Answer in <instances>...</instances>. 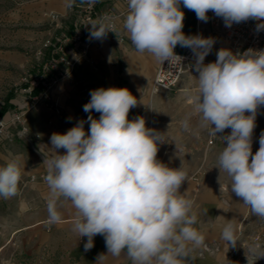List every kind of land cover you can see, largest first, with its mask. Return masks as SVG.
<instances>
[{
  "label": "clouds",
  "instance_id": "1",
  "mask_svg": "<svg viewBox=\"0 0 264 264\" xmlns=\"http://www.w3.org/2000/svg\"><path fill=\"white\" fill-rule=\"evenodd\" d=\"M181 3L201 22H208L212 11L226 27L249 19L258 21L256 31L260 32L264 30V0H127L123 22L137 52H147L161 64L183 60L174 52L177 45L191 49L195 57L191 67L198 77L194 86L182 90L191 105L182 126L193 131L190 120L197 116L199 128L193 133L197 136L199 129H210L212 136L231 129L219 137L225 146L217 168L230 177L229 191L254 216L264 219V131L258 150L252 152L258 109L264 106V49L233 53L221 48L215 62L205 64L215 39L183 33ZM90 26V39L103 40L108 32L114 33L105 19ZM138 103L141 100L127 88L91 90L90 100L83 106L89 114L87 121H77L64 134L54 132L51 147L41 146L49 188L46 223H63L58 211L62 198L74 209L72 231L87 237L85 251L94 246L95 236L104 237L107 254H99L96 264H102L107 255L119 257L121 253L132 264H184L205 241L194 227V201L180 192L188 174L182 165L171 168L157 159L159 145L168 142L165 132L146 127L143 116L128 119L130 109ZM93 111L100 113L98 119ZM85 123H89L87 133ZM20 179L19 157L0 166V197L16 195ZM221 236L233 249L241 246L230 220ZM245 257L247 264H256L264 258V244L250 245Z\"/></svg>",
  "mask_w": 264,
  "mask_h": 264
},
{
  "label": "crops",
  "instance_id": "2",
  "mask_svg": "<svg viewBox=\"0 0 264 264\" xmlns=\"http://www.w3.org/2000/svg\"><path fill=\"white\" fill-rule=\"evenodd\" d=\"M69 3L70 0H33L26 3L18 14L12 15V20H18L19 26L22 25V20L28 27L17 28V25H14L12 32L8 31V44L1 45L9 48L0 47V97L4 96L6 90L12 93L4 117L8 119L16 113H24L27 129L22 130V124L19 123L14 126L12 132L9 130L10 137L3 134L7 141L0 142V166L13 158L20 159L21 179L17 194L12 197L31 218L28 223L19 227V230L34 229L38 232L39 241L45 244L50 253L60 255L64 264H96L99 254H107L104 237L95 236L94 246L88 251L84 250L87 237L80 238L72 231L74 209L69 201L61 198L58 202V211L62 214L63 223H46L49 188L44 179L47 171L43 164L41 146L51 147L50 137L54 132L64 134L74 127L77 121H87L89 114L83 111V106L90 100V91L101 87L127 88L142 102L130 109L128 119L131 121L136 116H143L146 125L152 121L153 126L160 132L162 127L171 126L166 124L170 123V120L164 119L167 111L176 110L181 113L188 108L190 110V107L178 102L175 108L169 97V90H153L159 62L147 52H137L132 45L129 34L123 28L128 5L120 2L114 4L115 8L122 12L117 18L116 31L107 34L103 40L95 41L89 58L82 59L69 68L61 66L60 70L67 73L49 91V98L35 107H30L26 94L20 86L13 87V84L21 78L24 67L33 62L34 58L37 59L33 51L58 29V23H54L55 18L49 17L48 12L58 11L65 14L69 10ZM109 4L110 2H101L100 8L105 9ZM184 88L179 89L182 91ZM179 95L184 94L180 92ZM92 115L98 119L100 113L93 111ZM84 127L87 133L89 123H85ZM165 138L177 147L183 143L190 144L187 150L181 151L176 146L168 148L164 145L165 142L159 145L157 159L168 167L179 168L182 165L186 170L188 180L181 185L180 192L194 201L193 210L197 214L194 227L205 237L204 245L194 248L190 253L191 259L184 264H224L226 257L222 248L227 242L222 239V228L229 220L236 228L243 216L244 204L235 194L220 191L219 184L203 182V176H198L201 174L198 171L199 165L205 158L195 150L194 136L180 131L174 138ZM58 152L64 154L65 150L59 149ZM44 154L48 155L46 151ZM102 264H132V261L126 253H121L119 257L107 255Z\"/></svg>",
  "mask_w": 264,
  "mask_h": 264
},
{
  "label": "rangeland",
  "instance_id": "3",
  "mask_svg": "<svg viewBox=\"0 0 264 264\" xmlns=\"http://www.w3.org/2000/svg\"><path fill=\"white\" fill-rule=\"evenodd\" d=\"M78 1L79 0H70L68 6L69 10L65 14H61L60 12L55 11L54 13H57L59 17L54 19V23H60L61 21H64L65 23L67 18H70L71 16L74 17V12L77 11L75 3ZM28 2L21 4L16 2V0H0V47H5L1 45L8 44V31L12 32V28L14 25H17V28L20 26L28 27L22 20V25L20 26L18 20H12V15L16 13L18 14L19 10ZM48 13L50 17L51 12ZM203 25L204 29L202 30V36L212 37L215 39L213 49L211 53L205 57V59H215L216 53L221 47L219 44V40L213 35L210 30H208L205 22H203ZM58 31L59 29H57L56 32ZM33 53H35V50L33 51ZM37 66H39V61L38 59L34 58L33 62L27 64L24 67V70L20 74L21 77L29 70V68H35ZM196 77H198V74H187L184 76V78L176 88L169 90V97L175 108L176 104L179 102L181 104H184L186 107H190V110H188V108L181 113L176 110L171 112L167 111V113L165 112V115L167 116H165L164 119L170 120V123L166 124H171V126L162 127V132H165L164 135L166 137L172 136L173 138L177 136L180 131L184 134H191L192 136H194L196 148L194 149L199 153L201 157L205 158V160L202 161L199 165L200 170L198 169V171L201 174H199L198 176H203V182L207 181L209 183L215 184L220 183L223 186V192L231 193L229 191V186L231 184L230 177L226 172H224L223 170L220 171L217 168L219 154L225 146L223 141L219 137L229 134L231 132V129H225L223 133H217V136H213V143L208 144L210 129H199V136L193 134L194 131L199 128V118L197 116H192L190 120V127L193 131H185L183 126H178L179 124H182V121L185 119L186 115L191 112V105L186 99L185 95H179L180 92L183 93V91H180L179 88L194 86L197 83ZM17 82L18 80L14 82L13 87H15ZM11 97L12 93L7 90L4 96L2 95V97H0V111L4 107H6V110L3 113H0V119H5L4 116L6 115V111L8 110L7 106L9 104L8 100ZM177 113H180V115H178ZM172 124H174L175 126H173ZM13 129L14 126L9 128L11 132L13 131ZM154 129L157 130L156 127H154ZM159 130H161V128H159ZM262 131H264V106L259 107L256 117V127L254 128L252 137L253 154H255V152L259 148V137ZM3 140L7 141V139L3 137V134H0V142ZM164 145L168 148L174 146L177 147V145L172 142H166ZM189 146L190 144L183 143L181 144V146H178L179 148L177 147V149L183 151L187 150V147ZM2 198L3 197H0V264H64L60 255H53L49 252V250L45 248V244L39 241L40 234L38 232H36L34 229L19 230V227L28 223L31 215H29L28 212H24V209L20 207L17 202L13 201V197L4 198V200ZM236 233L239 237L241 246L238 245L237 248L233 249L232 247L228 246V244L224 245V247L222 248L226 257V261L224 262V264H244V262L247 261L245 252H248L249 246L254 243L264 244V219H260L254 216L250 208L244 205L243 216L236 226ZM256 264H264V258L257 260Z\"/></svg>",
  "mask_w": 264,
  "mask_h": 264
},
{
  "label": "built area",
  "instance_id": "4",
  "mask_svg": "<svg viewBox=\"0 0 264 264\" xmlns=\"http://www.w3.org/2000/svg\"><path fill=\"white\" fill-rule=\"evenodd\" d=\"M28 1L33 0H16L21 4ZM106 1L110 4L105 9H101V2ZM115 2L126 4L127 0H92V2L79 0L75 3L77 8V11L74 12L75 16L67 18L65 23L64 21L58 22L59 31L42 41L40 47L35 50L39 66L29 68L16 83L26 94L30 107H35L49 98V91L67 73L60 70L61 66L69 68L76 62L89 58L90 49L97 41L90 39L89 36L91 22L105 19L106 22L113 25V32L116 31L117 18L122 12L115 8ZM208 16L207 28L218 38L222 48L230 49L233 53L244 52L249 48L264 49V30L256 31L258 21L249 19L246 22L234 23L231 27H226L223 19L216 17L212 11L208 12ZM51 17L56 19L59 15L51 12ZM203 29V22L197 19L195 35H202ZM110 33L112 32H108V34ZM174 52L183 57V60L181 62L173 60L171 64L168 61L163 64L159 62L153 81L154 91L176 88L185 75L198 74L191 67L195 61L191 49L187 48L184 52H177L174 49ZM216 58L205 59L204 63L215 62ZM35 89L38 91L34 92ZM26 121L27 118L22 112L16 113L8 119H0V134L9 136V128L19 123L22 124L21 129L26 130ZM146 127L154 129L152 121ZM211 143H213L212 135L208 140V144Z\"/></svg>",
  "mask_w": 264,
  "mask_h": 264
},
{
  "label": "trees",
  "instance_id": "5",
  "mask_svg": "<svg viewBox=\"0 0 264 264\" xmlns=\"http://www.w3.org/2000/svg\"><path fill=\"white\" fill-rule=\"evenodd\" d=\"M181 10L184 12L185 19H184V27L182 29L183 33L186 36H194L195 35V25H196V14L194 11L188 10L187 8L183 7V4L180 5ZM187 48L180 47L179 45L176 46L175 50L177 52H184ZM38 89H35L34 92H37ZM6 110L4 107L0 113H3Z\"/></svg>",
  "mask_w": 264,
  "mask_h": 264
},
{
  "label": "bare ground",
  "instance_id": "6",
  "mask_svg": "<svg viewBox=\"0 0 264 264\" xmlns=\"http://www.w3.org/2000/svg\"><path fill=\"white\" fill-rule=\"evenodd\" d=\"M244 264H247V261H245Z\"/></svg>",
  "mask_w": 264,
  "mask_h": 264
}]
</instances>
